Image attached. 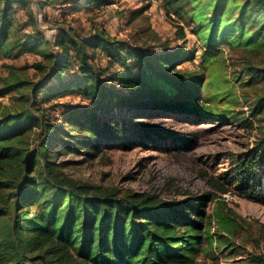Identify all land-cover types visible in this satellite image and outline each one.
Masks as SVG:
<instances>
[{
	"label": "trees",
	"instance_id": "1",
	"mask_svg": "<svg viewBox=\"0 0 264 264\" xmlns=\"http://www.w3.org/2000/svg\"><path fill=\"white\" fill-rule=\"evenodd\" d=\"M162 1L170 14L180 0ZM94 2L99 0H80L77 5ZM16 5L24 7L26 2L0 0V56L4 59L37 53L41 42L46 44L12 23L10 14ZM191 8L192 24L201 33L208 31L203 39L213 42L222 35L232 39L246 35L250 43L264 48V0H191ZM175 28L177 38L184 39L183 27ZM71 32L59 29L53 43L61 50L59 56L41 51L52 66L50 79L57 89L49 83L29 84L12 65H7L8 75L2 79L7 92H20L17 100L23 106L3 112L0 119V264H168L187 262L200 251L220 246L221 237L212 232V218L222 232L231 226V219L216 207L208 212L212 193L163 202L154 194L99 186L65 172L66 163L56 159L61 149L94 159L106 147L134 148L165 137L177 140L165 129L134 121L146 109L188 110L203 120L214 118L217 110L207 101H198L205 78L176 67L185 58L178 49L161 53L136 49L104 29L85 39ZM100 53L108 59V70L94 63ZM239 71L264 81V67L244 63ZM148 76L161 84L149 82ZM43 90L47 100L71 92L82 94L94 108L85 111L69 105L51 121L50 116L45 118L48 109L37 99ZM250 109L252 117L264 110V89L255 95ZM125 110L138 113L113 118ZM31 112L33 126L40 130L33 148ZM241 113L229 114L227 119L245 121L239 120ZM256 141L237 161L234 174L240 177L231 183L246 197L264 203V197L257 199L253 194L260 187L256 167L264 170V131ZM178 144L184 146L183 141ZM172 147L176 148L175 143ZM258 259L264 264L263 258Z\"/></svg>",
	"mask_w": 264,
	"mask_h": 264
},
{
	"label": "rangeland",
	"instance_id": "2",
	"mask_svg": "<svg viewBox=\"0 0 264 264\" xmlns=\"http://www.w3.org/2000/svg\"><path fill=\"white\" fill-rule=\"evenodd\" d=\"M78 1L24 0L26 6L13 7L12 23L18 24L22 31L31 32L36 39H44L46 44L41 42L40 51L23 53L16 59L0 56V119H3V112L16 111L23 106L17 100L20 92H7L2 85V79L8 75L7 65L16 67L29 84L49 83L54 89L58 88L50 79L52 66L41 51L56 57L61 54L53 44L61 28L84 39L89 33L104 29L119 42L152 52L178 49L185 58L176 67L184 74L205 78L197 98L200 103L207 101L217 109L214 118L198 119L193 111L186 109L181 113L175 109L171 112L146 109V113L142 117L136 115L138 119L134 121L165 129L177 140L165 137L155 144L146 141L134 148L106 147L94 159L61 149L56 159L66 163L64 170L72 178L121 191L132 189L154 194L163 202L174 203L212 193L214 198L208 212L216 207L231 219V226L222 232L212 218V232L221 237L220 246L213 244L214 249L206 253L200 251L187 262L168 264H262L258 257L264 259V203L243 195L231 180L240 177L234 174L237 161L255 147L264 131V110L250 116L254 97L264 89V81L252 80L239 71L244 63L262 69L264 48L260 49L257 42L250 43L246 35L236 39L222 35L213 42L207 37L203 39L208 31L201 33L192 24L191 0H180L175 13L170 14H166L162 0H99L77 5ZM177 25L183 27L184 39L177 38ZM107 61L101 53L94 59L97 67L106 70L109 68ZM39 63L43 66L37 69L35 66ZM147 80L156 86L161 84L152 76ZM37 99L42 108L48 109L45 118L50 116L51 121L60 117L69 105L85 111L94 108L93 102L76 92L47 100L43 90ZM235 112H242L239 120L244 118L245 121L234 123L227 119ZM129 113L135 115L138 111L116 112L113 118L120 120ZM33 116L31 112L32 148L38 143L40 134L33 126ZM178 141H183L184 146ZM173 143L176 148L172 147ZM256 173L260 177V187L254 189L253 194L259 199L264 197V170L257 166Z\"/></svg>",
	"mask_w": 264,
	"mask_h": 264
}]
</instances>
